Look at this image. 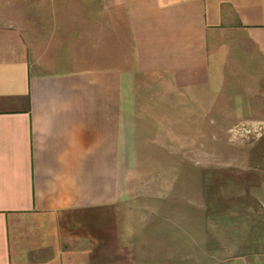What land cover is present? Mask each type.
I'll use <instances>...</instances> for the list:
<instances>
[{
	"label": "rangeland",
	"instance_id": "1",
	"mask_svg": "<svg viewBox=\"0 0 264 264\" xmlns=\"http://www.w3.org/2000/svg\"><path fill=\"white\" fill-rule=\"evenodd\" d=\"M105 2L0 0V25L35 72L117 67L118 246L136 264H264V60L231 51L218 83L172 91Z\"/></svg>",
	"mask_w": 264,
	"mask_h": 264
},
{
	"label": "crops",
	"instance_id": "2",
	"mask_svg": "<svg viewBox=\"0 0 264 264\" xmlns=\"http://www.w3.org/2000/svg\"><path fill=\"white\" fill-rule=\"evenodd\" d=\"M107 1L172 91L218 83L231 51L264 60V0ZM34 60L0 25V264H136L118 246L117 67L35 72Z\"/></svg>",
	"mask_w": 264,
	"mask_h": 264
}]
</instances>
